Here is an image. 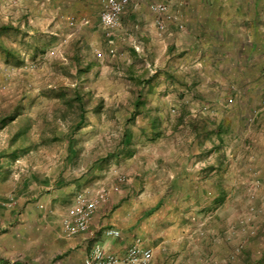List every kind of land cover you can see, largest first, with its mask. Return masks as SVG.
I'll list each match as a JSON object with an SVG mask.
<instances>
[{
  "label": "crops",
  "instance_id": "1",
  "mask_svg": "<svg viewBox=\"0 0 264 264\" xmlns=\"http://www.w3.org/2000/svg\"><path fill=\"white\" fill-rule=\"evenodd\" d=\"M162 1L131 4L108 35L103 0H25L30 33H49L62 62L78 54L91 64L85 77L106 84L84 88L104 104L71 160L64 126L15 140L19 116L0 130V264H84L97 245L123 255L138 238L152 264H264V0H171L155 11ZM139 90L143 113L127 124ZM58 143L56 167L29 166ZM100 187L108 198L89 229L69 235L77 195Z\"/></svg>",
  "mask_w": 264,
  "mask_h": 264
},
{
  "label": "rangeland",
  "instance_id": "2",
  "mask_svg": "<svg viewBox=\"0 0 264 264\" xmlns=\"http://www.w3.org/2000/svg\"><path fill=\"white\" fill-rule=\"evenodd\" d=\"M24 2L25 0H19L17 3L11 2L10 0H0V20L4 22L13 20L15 24L21 22L22 26L27 30L26 35H23V33L18 35L13 34V38H10L9 42L10 44L13 42L16 47L24 52L23 54L27 57L24 63L18 66L10 65L0 55V114L6 110H11L15 105H19L20 110L18 114L20 118L11 124L10 130L14 133L27 127L28 134L34 137V135L43 132V130H49L50 132V130L52 131L54 129V132H58L60 127L64 126V129L67 127L68 120L61 118L55 121V116H58L57 110L60 101L56 95L57 92L64 90V87L73 89L75 86H81L84 89L87 85L102 89L106 83L103 79L98 81V79L93 78L89 81L85 77L86 74L81 77L76 76L73 73L74 69L72 70L73 66L68 71H62L60 65H71L70 62H62L60 58V52L64 48L61 50V46L52 44V40L48 36L50 35L49 33L37 31L30 33L32 29H27L23 18L19 19L23 13ZM43 34H45L44 37L41 36ZM31 36L33 37L31 38ZM36 36L40 37L39 39L42 42L48 43L49 46L44 54L33 59L28 55L30 51L26 47V44L28 41L33 42L37 39ZM133 80L135 81V79ZM118 82V84H122L119 79ZM92 95L94 100L91 101V106L99 100L98 96L95 94ZM111 112L114 113V111ZM173 112L175 111L172 110ZM122 113L123 111H119L120 118H123ZM87 114L88 118H94V114L96 113L91 109ZM52 119L55 126L51 125ZM30 124L31 126H28ZM49 126H52V129ZM2 133H0L1 143L8 137L6 132ZM47 145L40 152L30 154L28 157L29 166H35L36 168L34 169L38 170L41 166L52 168L59 164V161L62 159H57L52 154L55 153V149L61 143ZM20 159L23 161L22 158ZM70 164L73 165V162L69 161Z\"/></svg>",
  "mask_w": 264,
  "mask_h": 264
},
{
  "label": "trees",
  "instance_id": "3",
  "mask_svg": "<svg viewBox=\"0 0 264 264\" xmlns=\"http://www.w3.org/2000/svg\"><path fill=\"white\" fill-rule=\"evenodd\" d=\"M21 33H23V35L27 34V30L25 29V27L22 26L21 22L15 24L12 21L4 22L0 20V55L7 64L18 66L24 63L27 58L23 54L24 52L20 48L16 47L13 42L12 44L9 43L10 38H13V34L18 35ZM48 46V43L42 42V40L39 38L35 39L33 42L28 41L26 44V47L30 51L28 52V55H30L33 59H36L38 56L44 54ZM70 64L71 65H60L61 70L68 71L70 70L71 66H73L72 70L75 69L74 73L76 76L79 77L86 74L91 68V64L83 62L78 54H74L72 56V61L70 62ZM135 80H137V83L142 84L146 82L147 79ZM63 89L64 90L56 93L60 101L57 110L58 116H55V121H58L61 118L68 120V125L64 129L63 135L67 137L69 142V154L67 159L71 160L74 156L72 149L75 143V135H77L78 131L88 122V111L91 110L90 108L92 107L93 111L96 114L100 113L103 108L104 100L102 98H98L99 100L96 103H93V105L91 106V101L94 100L93 95L92 93L87 92L85 89H82L81 86H75L73 89L64 87ZM144 99L145 94H143L142 91L139 90L136 94L134 109L126 120L127 124H132V122L135 121L136 117L139 114L143 113L140 107L144 103ZM19 110V105H15L14 107H12L11 110H6L0 114V130L9 126L20 116L18 114ZM54 124L55 123L52 119L51 125L53 126ZM52 126H49V128L52 129ZM158 126V118H155L152 122V129L154 135H158L160 133V130H158ZM130 129H125L123 138L119 143L120 146L122 145L124 147H127L131 144L130 136L132 134V131ZM26 130L27 127H24L16 131L14 134V139L16 140L20 135L25 134Z\"/></svg>",
  "mask_w": 264,
  "mask_h": 264
},
{
  "label": "built area",
  "instance_id": "4",
  "mask_svg": "<svg viewBox=\"0 0 264 264\" xmlns=\"http://www.w3.org/2000/svg\"><path fill=\"white\" fill-rule=\"evenodd\" d=\"M17 3L19 0H10ZM142 0H103V10L101 13V22L108 35L120 27L122 15L125 10L133 3L139 4ZM163 0L154 4L155 11L164 12L169 8L168 2ZM87 22V21H85ZM161 27L163 24L161 23ZM264 107V95L262 97ZM108 198V191L100 187L94 196L86 192H80L77 195L75 216L72 219H65L64 227L69 235L84 232L89 229L90 221L98 209L101 202ZM109 235L120 236L121 232L117 229H109ZM153 250L145 247L143 239H136L135 243L123 255H119L107 250L104 246H95L85 257L84 264H152Z\"/></svg>",
  "mask_w": 264,
  "mask_h": 264
}]
</instances>
